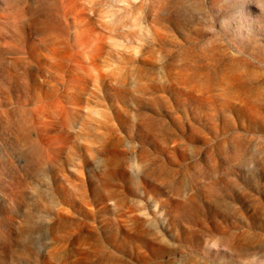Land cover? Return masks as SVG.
I'll return each mask as SVG.
<instances>
[{
	"label": "rangeland",
	"instance_id": "obj_1",
	"mask_svg": "<svg viewBox=\"0 0 264 264\" xmlns=\"http://www.w3.org/2000/svg\"><path fill=\"white\" fill-rule=\"evenodd\" d=\"M0 264H264V0H0Z\"/></svg>",
	"mask_w": 264,
	"mask_h": 264
}]
</instances>
